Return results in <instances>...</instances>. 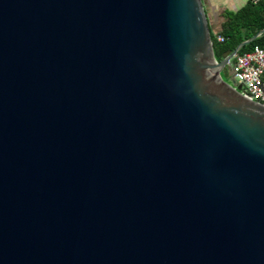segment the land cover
I'll use <instances>...</instances> for the list:
<instances>
[{
    "label": "water",
    "instance_id": "95a60500",
    "mask_svg": "<svg viewBox=\"0 0 264 264\" xmlns=\"http://www.w3.org/2000/svg\"><path fill=\"white\" fill-rule=\"evenodd\" d=\"M262 32L216 57L201 0H0V264H264L228 62Z\"/></svg>",
    "mask_w": 264,
    "mask_h": 264
},
{
    "label": "trees",
    "instance_id": "16d2710c",
    "mask_svg": "<svg viewBox=\"0 0 264 264\" xmlns=\"http://www.w3.org/2000/svg\"><path fill=\"white\" fill-rule=\"evenodd\" d=\"M263 27L264 0L248 1L236 12L226 13V21L218 32L223 37V41H216L215 35L209 31L215 56L219 57L223 51L233 49L241 40L250 37ZM253 46L264 47V32L242 46L238 53L251 50Z\"/></svg>",
    "mask_w": 264,
    "mask_h": 264
},
{
    "label": "built area",
    "instance_id": "2783aa9c",
    "mask_svg": "<svg viewBox=\"0 0 264 264\" xmlns=\"http://www.w3.org/2000/svg\"><path fill=\"white\" fill-rule=\"evenodd\" d=\"M215 39L223 41L220 34ZM228 62L235 83L240 85V93L264 105V47L253 46L251 50L237 52Z\"/></svg>",
    "mask_w": 264,
    "mask_h": 264
},
{
    "label": "crops",
    "instance_id": "0c3cea01",
    "mask_svg": "<svg viewBox=\"0 0 264 264\" xmlns=\"http://www.w3.org/2000/svg\"><path fill=\"white\" fill-rule=\"evenodd\" d=\"M248 1L255 0H201L209 31L214 35L218 34L226 21V13L236 12Z\"/></svg>",
    "mask_w": 264,
    "mask_h": 264
},
{
    "label": "rangeland",
    "instance_id": "374dc122",
    "mask_svg": "<svg viewBox=\"0 0 264 264\" xmlns=\"http://www.w3.org/2000/svg\"><path fill=\"white\" fill-rule=\"evenodd\" d=\"M229 67L227 66L226 68H224L221 72V77L222 78H225V79H228L229 78Z\"/></svg>",
    "mask_w": 264,
    "mask_h": 264
}]
</instances>
